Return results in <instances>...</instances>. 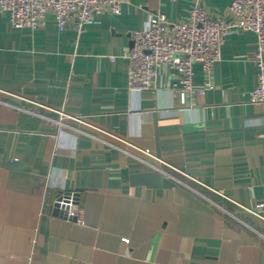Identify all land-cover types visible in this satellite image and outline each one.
Instances as JSON below:
<instances>
[{
	"label": "crops",
	"instance_id": "1",
	"mask_svg": "<svg viewBox=\"0 0 264 264\" xmlns=\"http://www.w3.org/2000/svg\"><path fill=\"white\" fill-rule=\"evenodd\" d=\"M195 2L127 0L81 35L52 16L33 30L0 12V264H264L256 34L227 36L213 87L190 96L192 109L163 111L177 100L167 66L153 87L128 89L132 32L150 14L183 20ZM201 2L230 18L233 0ZM194 71L203 85L202 65ZM58 110L82 120L61 124ZM151 170L177 184H132ZM79 188L82 220L54 215L59 195Z\"/></svg>",
	"mask_w": 264,
	"mask_h": 264
},
{
	"label": "built area",
	"instance_id": "2",
	"mask_svg": "<svg viewBox=\"0 0 264 264\" xmlns=\"http://www.w3.org/2000/svg\"><path fill=\"white\" fill-rule=\"evenodd\" d=\"M178 1V0H173ZM127 0H0V12L8 13L16 27L37 30L46 26L52 16L61 30L73 27L79 35L85 32L97 14L104 12L118 15ZM229 19L209 13L201 0H196L189 9L187 18L171 21L166 14H150L144 28L132 32V46L124 52L129 62L128 89L140 93L155 85L159 68L167 66L176 71L177 82L172 86L177 98L176 104L164 108L165 113L180 109H192L190 96L204 94L213 87L212 76L216 63L222 58V49L227 36L234 31H253L258 46L253 59L258 66V81L251 92V100L264 106V0H233ZM201 64L206 81L198 85L194 79V66ZM37 104L56 110L37 101ZM62 118L81 121V117L58 110ZM154 156L149 149H142ZM74 192V191H73ZM63 191L60 195H64ZM66 204V217L82 220L80 203L71 194ZM259 208H264V203ZM251 212L262 216L258 210Z\"/></svg>",
	"mask_w": 264,
	"mask_h": 264
},
{
	"label": "water",
	"instance_id": "3",
	"mask_svg": "<svg viewBox=\"0 0 264 264\" xmlns=\"http://www.w3.org/2000/svg\"><path fill=\"white\" fill-rule=\"evenodd\" d=\"M15 164V162L13 163ZM131 182L134 185H147L150 187H174L177 183L167 174L163 175L155 170L135 173L131 176ZM83 188H79L73 191H66L64 195H59L53 206V214L57 216L66 217V204H62L61 201L69 202L71 194H74V198L77 203H80V195ZM76 220V217L72 218Z\"/></svg>",
	"mask_w": 264,
	"mask_h": 264
},
{
	"label": "rangeland",
	"instance_id": "4",
	"mask_svg": "<svg viewBox=\"0 0 264 264\" xmlns=\"http://www.w3.org/2000/svg\"><path fill=\"white\" fill-rule=\"evenodd\" d=\"M181 180L184 181V182H186V183H188L189 185H191V187H193L194 189H198V190H200V191L203 190V189H202L201 187H199L198 185L191 184L189 181H186L185 179H182V178H181Z\"/></svg>",
	"mask_w": 264,
	"mask_h": 264
}]
</instances>
